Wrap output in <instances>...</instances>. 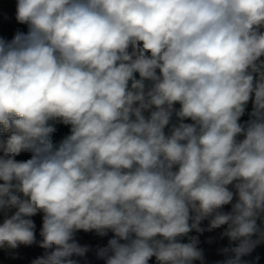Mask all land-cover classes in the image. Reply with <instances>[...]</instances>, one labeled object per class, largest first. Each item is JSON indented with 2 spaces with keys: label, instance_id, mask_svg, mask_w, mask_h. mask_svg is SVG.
Instances as JSON below:
<instances>
[{
  "label": "clouds",
  "instance_id": "clouds-1",
  "mask_svg": "<svg viewBox=\"0 0 264 264\" xmlns=\"http://www.w3.org/2000/svg\"><path fill=\"white\" fill-rule=\"evenodd\" d=\"M15 19L27 31L0 37V211L15 210L0 249L36 243L42 213L53 250L32 264H78L75 234L93 230L113 233L105 264H204L189 234L222 228L217 264H248L264 242V0H16Z\"/></svg>",
  "mask_w": 264,
  "mask_h": 264
},
{
  "label": "rangeland",
  "instance_id": "rangeland-1",
  "mask_svg": "<svg viewBox=\"0 0 264 264\" xmlns=\"http://www.w3.org/2000/svg\"><path fill=\"white\" fill-rule=\"evenodd\" d=\"M15 1L16 0H0V37L11 39L17 30L24 31V32L27 31V26L17 23V21L15 19V8H16V2ZM175 107L178 109L179 104H176ZM252 108H253V105H251L250 102H248V104L246 106L245 114H244V116L241 117V120H240L241 123H244L247 121V119L249 117V113H251V111H252ZM173 122H176L175 116H173ZM185 122H191V121H185ZM63 127L65 130V134L63 135V132H61L60 137H58L56 134L57 138L53 139L55 142L60 141L65 135L69 134V126L63 125ZM7 135L8 134H5V137ZM239 139H243V137L241 136V137H239ZM14 211L15 210H6V212H8V213L12 212V214ZM2 212H5V210ZM4 219H5V217L3 216V213H2V216L0 215V223H2ZM31 219H32V217H31ZM203 223H205V222L202 221L201 227H203ZM189 235L190 236H197L198 235V238H199V245L198 246L201 248L202 236L206 235V233L203 232L202 234H197L195 231H193ZM99 236L100 235H98L97 233L93 235L94 238L99 237ZM182 242H188L187 237L182 238ZM79 244L82 246L87 245L90 248L91 238H88L85 241L80 240ZM25 248H26V246L21 245L20 247H18L15 250L0 249V264H2V259L5 257H8L11 252H14V254L17 255L18 257L22 256ZM229 254H231V253H229ZM90 255H91V250H89V252L85 256H83L84 264H92L91 260H90ZM226 258L227 257H225V255H224L218 259L212 260L210 258L208 259V257L204 255V264H217L218 261H223ZM242 260L245 261L244 259H242ZM258 260H257L256 264L259 263ZM11 263L16 264L17 259H12ZM193 264H200V261H194Z\"/></svg>",
  "mask_w": 264,
  "mask_h": 264
},
{
  "label": "built area",
  "instance_id": "built-area-1",
  "mask_svg": "<svg viewBox=\"0 0 264 264\" xmlns=\"http://www.w3.org/2000/svg\"><path fill=\"white\" fill-rule=\"evenodd\" d=\"M250 104L252 105V101H249ZM250 117H248L247 121L249 120ZM235 199V198H234ZM3 216L6 218L7 216H11L12 212H2ZM2 216V214H1ZM208 225V222L203 223V227L206 229ZM206 235L202 236L201 240V248L203 250V253L205 256L208 258L215 260L218 259L224 254L221 253V249L224 247H229V242L226 238L221 239L220 238V233H213L211 231H205ZM113 237V233L109 231L107 235L105 236H99L94 238L93 235L91 237V245H90V250H91V255H90V260L92 264H105L104 260L98 259L96 256V249L97 246L99 247H104L107 245V242L109 239ZM212 238V243H208V239ZM255 239V237H254ZM232 246H235L234 244ZM21 257V256H20ZM17 255L14 254V252H11L8 257H5L2 259V264H12L11 260L12 259H20ZM257 257H263L264 258V242L260 243L253 251L251 254L244 256L243 259L248 262V264H256L257 262ZM80 262L78 264H84L83 262V257H79ZM17 264V263H16Z\"/></svg>",
  "mask_w": 264,
  "mask_h": 264
},
{
  "label": "trees",
  "instance_id": "trees-1",
  "mask_svg": "<svg viewBox=\"0 0 264 264\" xmlns=\"http://www.w3.org/2000/svg\"><path fill=\"white\" fill-rule=\"evenodd\" d=\"M231 188V186H229ZM232 203H235V199ZM232 204L224 205L220 210L224 212L231 211ZM2 214V211H0V215ZM42 213H39L32 217V220L34 221L36 228H35V237H36V243H34L31 246H26L23 255L18 260L17 264H32V261L43 256L44 253L51 252L53 249H44L39 247V242L42 240V237L40 236V230L42 227ZM210 219V217H209ZM204 222H208V219H205ZM96 234V231H90V232H84V231H78L75 234V240L79 243L80 240H86L88 238H91L92 235ZM202 249V248H201ZM73 259L77 260L78 263L80 262L79 257L74 256ZM209 259V258H208ZM208 262V261H207Z\"/></svg>",
  "mask_w": 264,
  "mask_h": 264
},
{
  "label": "crops",
  "instance_id": "crops-1",
  "mask_svg": "<svg viewBox=\"0 0 264 264\" xmlns=\"http://www.w3.org/2000/svg\"><path fill=\"white\" fill-rule=\"evenodd\" d=\"M56 128H57V131L53 134V139L54 138H57V136L60 137L61 132H63V135L65 134V130H64L63 124H57L56 125ZM56 134H57V136H56ZM30 156H31L30 153L22 152L19 156L16 157V159L17 160H27V159L30 158ZM223 230L224 229L222 228V229H217V230H214V231H211V232H213V233H220ZM229 255H231V254H229ZM259 258L260 259L258 260L259 261L258 264H264V258L263 257H259ZM242 259H243V257H242ZM155 263H156L155 258H153L152 260L149 261V264H155Z\"/></svg>",
  "mask_w": 264,
  "mask_h": 264
}]
</instances>
